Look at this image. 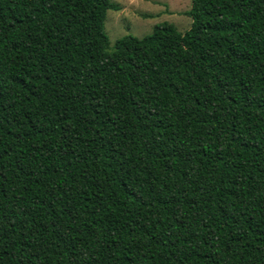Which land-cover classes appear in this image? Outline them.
Listing matches in <instances>:
<instances>
[{
  "label": "trees",
  "instance_id": "16d2710c",
  "mask_svg": "<svg viewBox=\"0 0 264 264\" xmlns=\"http://www.w3.org/2000/svg\"><path fill=\"white\" fill-rule=\"evenodd\" d=\"M109 8L0 0V264H264V0Z\"/></svg>",
  "mask_w": 264,
  "mask_h": 264
},
{
  "label": "rangeland",
  "instance_id": "374dc122",
  "mask_svg": "<svg viewBox=\"0 0 264 264\" xmlns=\"http://www.w3.org/2000/svg\"><path fill=\"white\" fill-rule=\"evenodd\" d=\"M117 9L109 8L104 21V31L110 45L125 35L141 38L151 33L157 23L170 22L184 32L191 19L184 14L190 0H111Z\"/></svg>",
  "mask_w": 264,
  "mask_h": 264
}]
</instances>
